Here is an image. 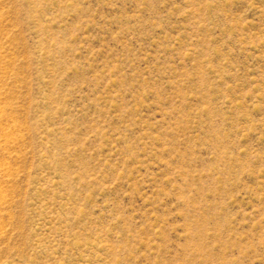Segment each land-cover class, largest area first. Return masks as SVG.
Returning a JSON list of instances; mask_svg holds the SVG:
<instances>
[{
    "label": "rangeland",
    "instance_id": "1",
    "mask_svg": "<svg viewBox=\"0 0 264 264\" xmlns=\"http://www.w3.org/2000/svg\"><path fill=\"white\" fill-rule=\"evenodd\" d=\"M0 264H264V0H0Z\"/></svg>",
    "mask_w": 264,
    "mask_h": 264
}]
</instances>
